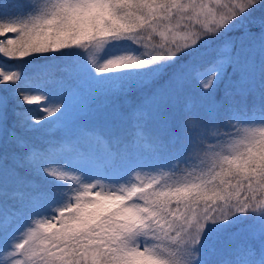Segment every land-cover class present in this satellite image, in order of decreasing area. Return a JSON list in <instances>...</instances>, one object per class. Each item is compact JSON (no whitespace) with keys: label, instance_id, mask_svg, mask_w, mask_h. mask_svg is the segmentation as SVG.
<instances>
[{"label":"snow or ice","instance_id":"6c2138e0","mask_svg":"<svg viewBox=\"0 0 264 264\" xmlns=\"http://www.w3.org/2000/svg\"><path fill=\"white\" fill-rule=\"evenodd\" d=\"M0 264H264V0H0Z\"/></svg>","mask_w":264,"mask_h":264}]
</instances>
